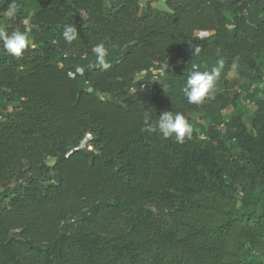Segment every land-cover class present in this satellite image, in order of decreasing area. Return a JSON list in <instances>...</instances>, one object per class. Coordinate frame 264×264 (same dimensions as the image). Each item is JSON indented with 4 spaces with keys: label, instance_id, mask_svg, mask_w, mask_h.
I'll return each mask as SVG.
<instances>
[{
    "label": "trees",
    "instance_id": "trees-1",
    "mask_svg": "<svg viewBox=\"0 0 264 264\" xmlns=\"http://www.w3.org/2000/svg\"><path fill=\"white\" fill-rule=\"evenodd\" d=\"M25 28L21 57L0 43V264H264V0H0V29ZM218 59L213 96L189 103L193 65ZM233 65L249 125L142 131L145 111L235 108Z\"/></svg>",
    "mask_w": 264,
    "mask_h": 264
},
{
    "label": "clouds",
    "instance_id": "clouds-1",
    "mask_svg": "<svg viewBox=\"0 0 264 264\" xmlns=\"http://www.w3.org/2000/svg\"><path fill=\"white\" fill-rule=\"evenodd\" d=\"M8 15L13 16L14 11L12 6H9ZM27 24V21H24ZM202 36H206L207 32H201ZM30 29L25 28L23 31L19 29L13 30L11 33L0 29V43L6 53L12 57L19 58L24 51L30 46ZM64 41L71 45L78 37L77 28L72 25H65L62 33ZM96 56V62L102 70L107 71L110 68V63L106 57L108 55L105 45L97 43L93 49ZM200 52V48H195V55ZM225 62L223 59H218L216 64L210 71L196 70L197 66L193 65V71L187 78L186 84L182 91L191 104H201L206 98H210L214 94L216 82L220 78ZM149 111H145L146 127L142 131L148 133H158L164 139L175 138L176 142L183 144L186 139L190 140L193 134L192 125L186 119L183 113L173 111H164L160 114L158 120L151 121L147 115Z\"/></svg>",
    "mask_w": 264,
    "mask_h": 264
},
{
    "label": "rangeland",
    "instance_id": "rangeland-1",
    "mask_svg": "<svg viewBox=\"0 0 264 264\" xmlns=\"http://www.w3.org/2000/svg\"><path fill=\"white\" fill-rule=\"evenodd\" d=\"M145 0H141V5L144 6ZM156 9H164L163 1L152 4ZM201 37V33L199 34ZM258 64L264 67V54L257 59ZM168 63L164 65L167 66ZM249 83L238 76L235 65H233L231 71L227 76V85L224 87V93L232 98L235 94L239 95L235 108L227 105L226 101H214L213 98L207 102V104L198 112L188 115V121L194 128H198V125H202L205 129L211 125H215L217 130L223 131L224 126L230 123L231 117L237 111L245 112L244 122L249 125L251 116L258 108L257 101L245 104L243 95L246 91H252ZM221 90H216L219 93ZM257 100V99H256ZM221 112V113H218Z\"/></svg>",
    "mask_w": 264,
    "mask_h": 264
},
{
    "label": "built area",
    "instance_id": "built-area-1",
    "mask_svg": "<svg viewBox=\"0 0 264 264\" xmlns=\"http://www.w3.org/2000/svg\"><path fill=\"white\" fill-rule=\"evenodd\" d=\"M250 104V103H249Z\"/></svg>",
    "mask_w": 264,
    "mask_h": 264
}]
</instances>
